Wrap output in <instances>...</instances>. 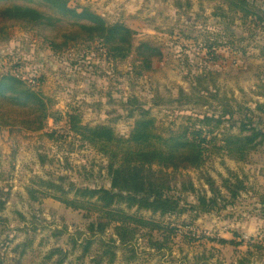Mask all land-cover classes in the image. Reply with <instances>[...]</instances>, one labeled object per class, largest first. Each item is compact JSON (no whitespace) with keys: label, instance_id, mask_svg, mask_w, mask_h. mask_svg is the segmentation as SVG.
<instances>
[{"label":"rangeland","instance_id":"1","mask_svg":"<svg viewBox=\"0 0 264 264\" xmlns=\"http://www.w3.org/2000/svg\"><path fill=\"white\" fill-rule=\"evenodd\" d=\"M247 1L264 12V0ZM67 2L78 12L89 9L109 26L127 27L133 33L130 54L111 58L97 41L55 53L19 28L0 41V74L15 75L41 92L51 100L52 113L63 118L60 124L49 120L40 133L0 130L1 263L56 264L59 256H48L61 250L66 252L62 264H107L98 237L83 254L92 220L55 199H71L81 188L109 189L108 159L67 132V113L79 116L81 126L109 127L120 139L129 138L142 113L154 119L164 139L195 118L221 117L207 137L216 140L204 165L170 173L169 213L129 211L166 229L142 230L130 246L116 250L113 264H237L247 248L234 251L219 240L252 238L264 248V142L245 164L229 159L221 142L224 134L238 135L239 112L264 132V32L219 1ZM144 45L153 51L154 63L139 74L136 59ZM52 132L53 139L44 136ZM207 178L218 188L222 180L237 178L246 190L230 199L219 188L224 209L195 215L198 198L212 197ZM184 180L191 184L186 191ZM155 241L161 249L152 246ZM260 255L263 260L251 264H264V252Z\"/></svg>","mask_w":264,"mask_h":264},{"label":"trees","instance_id":"2","mask_svg":"<svg viewBox=\"0 0 264 264\" xmlns=\"http://www.w3.org/2000/svg\"><path fill=\"white\" fill-rule=\"evenodd\" d=\"M207 1L225 4L229 11L240 13L242 19L248 20L254 29L264 32V12L247 0ZM14 28L33 33L55 53H63L73 45L97 41L108 49L111 58L119 59H125L130 54L133 36L127 27L109 26L89 9L83 8L78 12L70 8L67 0H0V41L9 40V31ZM152 52L146 45L138 49L140 58L136 59V63L139 74L154 63ZM51 108V100L25 81L12 74H0V130L17 128L29 133L43 132L49 120L54 124L63 122L60 114L52 113ZM238 115V135L224 134L221 142L229 159L245 164L249 154L264 142V132L252 127L245 113L239 112ZM64 121L67 132L74 135L78 142L89 145L108 159L109 189L81 188L75 190L71 199H55L74 211L84 212L85 218L92 220L87 227L90 238L84 240L86 246L83 254L86 255L93 245L91 238L98 237L106 263L113 264L116 250L130 246L142 230L162 234L166 229L155 222L129 214V211L135 208L136 212L148 211L161 216L169 213L171 203L167 192L173 178L170 173L198 170L204 165L209 149L215 148L216 140L213 137L207 140V137L213 134L211 128H218L221 117L195 118L193 123L182 127L179 134L167 139L156 133L154 119L147 113H142L134 121L128 139L118 138L109 127L81 126L79 116L74 113L65 114ZM53 134L46 133L44 136L53 139ZM185 182H182L184 191L191 185ZM206 185L212 197L198 198L196 206L192 207L195 215L224 209L226 201L220 189L230 199H235L246 190L237 178L222 180L220 189L215 187L210 178L206 179ZM260 199L263 205L264 198L261 196ZM3 207L4 203L0 202V212ZM108 231L112 232L109 236L106 235ZM219 243L231 246L234 251L241 246L247 248L237 264L263 260L260 255L264 252L263 241L258 243L251 238L248 241L219 240ZM152 244L158 250L163 246L158 241ZM55 255L59 256L56 264H62L66 252L52 251L48 259Z\"/></svg>","mask_w":264,"mask_h":264}]
</instances>
